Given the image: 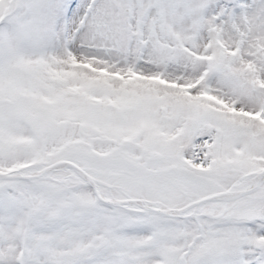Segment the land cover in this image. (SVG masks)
I'll return each instance as SVG.
<instances>
[{"label": "rangeland", "instance_id": "rangeland-1", "mask_svg": "<svg viewBox=\"0 0 264 264\" xmlns=\"http://www.w3.org/2000/svg\"><path fill=\"white\" fill-rule=\"evenodd\" d=\"M79 164L170 208L264 170V0H0V171ZM264 182L181 215L70 169L0 180V264H264Z\"/></svg>", "mask_w": 264, "mask_h": 264}, {"label": "water", "instance_id": "water-1", "mask_svg": "<svg viewBox=\"0 0 264 264\" xmlns=\"http://www.w3.org/2000/svg\"><path fill=\"white\" fill-rule=\"evenodd\" d=\"M61 165H66L82 174V177L84 180L91 186L93 189L95 195L97 198L104 202L105 204L111 205V206H123L126 204H136L138 206L142 207V212H151V213H158V214H164V215H169V216H176L178 214H183L187 213L190 210L198 207L199 205H202L207 202H215V201H223V202H230L234 200H238L240 198H243L249 194H251L253 191L258 189L264 180V170L259 172L256 177H255V183L244 190H239V191H224L222 193L216 194V195H211L208 197H204L201 199H198L194 202H190L187 205L180 207V208H170L167 207L166 209H162L159 207H155L152 205H140L138 204L139 201L146 202L140 198H127L124 200H110L105 197H103L99 191L98 185L96 180L88 173L86 172L80 165L69 161V160H61L54 162L48 166H46L41 172L34 174V175H26V174H12V173H3L0 172V180L2 181H15V180H20V181H33V180H38L43 178L45 175L52 173L54 171L60 170ZM147 203V202H146ZM260 214L262 218L264 219V206L260 209Z\"/></svg>", "mask_w": 264, "mask_h": 264}, {"label": "bare ground", "instance_id": "bare-ground-1", "mask_svg": "<svg viewBox=\"0 0 264 264\" xmlns=\"http://www.w3.org/2000/svg\"><path fill=\"white\" fill-rule=\"evenodd\" d=\"M60 168L62 169V168H68V166H66V165H61L60 166ZM43 169H41L40 170V172L42 171ZM39 173V172H38ZM34 174H37V173H34ZM255 183V178H253V183L252 184H254ZM138 204H140V205H142V206H144V205H152V206H155V207H159V208H162V209H166L167 208V206H165V205H162V204H155V203H146V202H143V201H139L138 202Z\"/></svg>", "mask_w": 264, "mask_h": 264}]
</instances>
